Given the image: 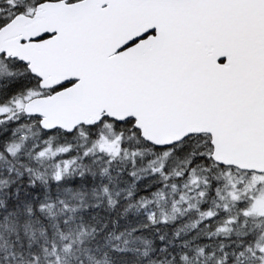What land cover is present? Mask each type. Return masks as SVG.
<instances>
[{"label":"snow or ice","instance_id":"6c2138e0","mask_svg":"<svg viewBox=\"0 0 264 264\" xmlns=\"http://www.w3.org/2000/svg\"><path fill=\"white\" fill-rule=\"evenodd\" d=\"M0 264H264V0H0Z\"/></svg>","mask_w":264,"mask_h":264}]
</instances>
